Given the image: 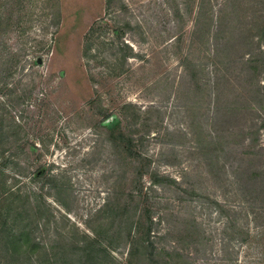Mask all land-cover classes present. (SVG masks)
Wrapping results in <instances>:
<instances>
[{
    "label": "rangeland",
    "instance_id": "obj_1",
    "mask_svg": "<svg viewBox=\"0 0 264 264\" xmlns=\"http://www.w3.org/2000/svg\"><path fill=\"white\" fill-rule=\"evenodd\" d=\"M241 1L228 12L237 10L244 36L252 39L259 34L253 25L263 5L260 0ZM112 4L109 10L107 0H3L6 21L0 34V113L7 109V117H15L23 126V140L37 146L34 156L22 157L30 173L48 166L51 174L59 177L56 182L66 183L70 189L64 196L70 211L45 195L51 230H85L89 215L104 204L111 191L118 189L117 157L106 140V129L100 126L102 115L95 111L99 105L90 104L100 94L101 106L107 110L103 115L112 114L125 103L141 108L142 121L148 123L141 130H149L150 135L140 147L153 157L160 173L184 186L196 185V194L205 196L195 198L189 192L191 195L179 194L183 199L178 200L177 195L163 188L152 192L157 208L166 213L158 227L166 236L162 246L177 242L192 264H264V202L245 195L247 189L252 196L257 195L259 191H253V187L241 191L233 184L238 156L232 155L231 160L229 155L228 163L225 155L223 162H228L221 163L220 168L216 166L211 177L202 165L197 166L198 156L186 145L188 140L179 136L193 125L209 133L219 128L212 122L214 98L208 81L211 78L210 83H214L216 76L214 67L206 65L208 49H214L208 45V35L212 37L213 32L208 34L206 24L212 17L217 19L224 9L223 0H112ZM199 13L203 24L197 27ZM98 26L104 28L106 56L113 51L121 57L125 49L132 54L125 64L95 60L87 63L83 57L85 41ZM193 31L197 32L194 40ZM254 42L256 48V38ZM190 50L206 65L201 74L206 86H202L197 98L190 94L181 65V58ZM249 50L251 47L246 45L245 53ZM8 54L18 57L6 86L3 57ZM246 55L245 59L249 57ZM33 59L39 60V65L33 64ZM249 78L245 77V101H254L257 106L263 97L256 99V80ZM189 108L192 113H188ZM249 111L246 110L248 123L255 115ZM234 126L238 128V123ZM237 146L235 154L246 152L249 142ZM252 157L254 161H244V167L253 170L264 166V129ZM28 180L20 184L24 190L41 189L43 183L31 184ZM143 182L148 188V179ZM130 189L129 181L127 190ZM43 191L47 193L48 188ZM214 202L224 206L225 215H220ZM192 222L197 223L200 233L189 237L184 228L192 226ZM169 225L176 226L171 236L167 235ZM116 257L122 261L126 256L117 252Z\"/></svg>",
    "mask_w": 264,
    "mask_h": 264
},
{
    "label": "trees",
    "instance_id": "obj_2",
    "mask_svg": "<svg viewBox=\"0 0 264 264\" xmlns=\"http://www.w3.org/2000/svg\"><path fill=\"white\" fill-rule=\"evenodd\" d=\"M260 1L263 9L257 24L253 25L259 30V34L252 36V39L250 37V40L244 36L245 30L240 25L237 10L228 12L229 9L237 8L238 4L242 3L241 0H223L224 9L219 11L217 19L212 17L207 22L208 34L213 32L212 37L208 35V45L212 44L214 49H208L206 58L209 64L206 65L214 67L216 76L213 85L210 83L211 78L208 81L212 88L210 95L214 98L212 122L219 128L209 133L205 128L193 125L187 128L186 133L180 132L179 136L188 140L186 145L198 156L197 166L202 165L211 177L216 166L220 168L221 163L226 164L229 161V155L231 160L232 155L238 156L239 162L233 158L238 163L234 164L233 184L241 191L246 187H253V191H259L258 194L252 196L247 189L245 195H250L253 200L263 199L264 202V166L254 167L252 170V167H244L243 164L246 160L249 164L254 161L252 156H255L259 146V133L264 129V0ZM112 7V0H107V8L110 10ZM202 16L199 13L197 27L203 24ZM5 21L3 0H0V34L4 31ZM198 29L200 28H197V32ZM103 30V27L98 26L87 37L83 57L87 63L89 60H95L96 63L112 61L115 64H125L127 59L132 57L126 49L121 57L113 51L107 56L104 54L106 43ZM197 32L193 31L192 40L196 39ZM255 38L257 47L253 48ZM246 45L251 47V52L245 53ZM126 48H129L128 45ZM108 49L112 50V47ZM191 53L192 50L181 58V65L187 74L190 94L197 98L202 86H206L201 76L206 65H202L203 62L198 61ZM246 54L249 55L247 59ZM17 57L18 55L13 54L3 57V78L6 80V86L9 85L13 62ZM31 62L39 65V60L33 59ZM246 76L256 80V99L263 97L257 106L254 101H245V91L248 90ZM224 85L230 88L224 90ZM99 95L97 99L91 100L90 104H97V107L99 105L100 110L95 111L102 115L100 126L106 129V140L110 142L117 157V171L120 175L116 180L118 189L111 191L104 204L89 215L85 222L86 229L83 231L77 227L66 229L67 231L65 228L63 231L51 230L52 221L47 217L50 209H47L49 205L44 200L45 195L55 198L60 206L70 211L64 197L70 193L69 186L66 183H57L59 177L53 176L48 166H40L30 173L29 166L22 162V157L34 156L37 146L23 140L26 135L23 126L15 117H7V109L3 108L0 113V264H192L183 256L177 242L170 247L162 246L161 242L166 236L164 232L158 231V227L165 220L166 213L157 208L156 198L151 194L157 188H163L177 195L178 200L183 199L179 194H192L195 198L199 197L197 195H200L199 198L205 196L196 194V185L187 187L183 182L160 173L154 165L153 157L140 147L150 135L149 130L143 133L141 130L148 125L147 121H142L141 108L136 104L125 103L115 108L112 114L108 112L103 115L107 110L101 106ZM200 105L199 103L197 107ZM192 106L195 107V104ZM249 109L255 115L248 123L246 110ZM188 113H192L191 108ZM236 123L238 128L233 129ZM247 141V151L235 154V147ZM173 153L179 158L178 153ZM225 155H228L226 163L223 162ZM144 178L150 183L148 188L144 185ZM26 179H29L31 184L43 183L41 189L24 190L20 184ZM129 181L132 189L127 190ZM45 187L48 188V194L43 191ZM52 191H55V194H52ZM246 203L248 204L247 201ZM214 204L220 215H225L224 206L218 202ZM262 207L264 213V206ZM189 226L184 228L189 237L194 233L199 235L196 222ZM175 227H167L168 236L176 233ZM117 252L126 257L122 261L119 260L116 257Z\"/></svg>",
    "mask_w": 264,
    "mask_h": 264
}]
</instances>
